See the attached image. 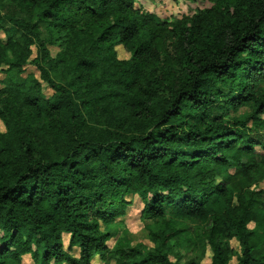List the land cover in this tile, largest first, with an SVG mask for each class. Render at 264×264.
<instances>
[{"label":"trees","instance_id":"obj_1","mask_svg":"<svg viewBox=\"0 0 264 264\" xmlns=\"http://www.w3.org/2000/svg\"><path fill=\"white\" fill-rule=\"evenodd\" d=\"M187 1L0 0V264H264V0Z\"/></svg>","mask_w":264,"mask_h":264},{"label":"rangeland","instance_id":"obj_2","mask_svg":"<svg viewBox=\"0 0 264 264\" xmlns=\"http://www.w3.org/2000/svg\"><path fill=\"white\" fill-rule=\"evenodd\" d=\"M209 6L208 2H196V1H187V0H137L136 9L142 8L145 12H153L157 14L162 19H182L185 16H192L198 10H202ZM0 36L5 39L3 33H0ZM49 48L50 55L55 58L59 52L60 48L47 45ZM34 57L37 54V48H32ZM115 51L120 60H129L131 55L126 52V50L122 46H118L115 48ZM35 67H28L27 72L33 73L38 79H40V75L35 70ZM1 73V71H0ZM22 79H26L27 75L21 76ZM6 77L2 74L0 75V80H5ZM2 82V81H0ZM44 95L47 99L51 98L54 94V91L50 89V87L43 83ZM3 86L0 85V88ZM6 132L5 124L0 120V133ZM258 154L262 155L264 151L261 149H257ZM233 172V171H232ZM261 187L264 189V181L261 183ZM129 199V197H128ZM131 207L127 210V216L123 219H118L115 223L121 224L122 227L118 232V239L127 238L130 239L134 244H144L148 248H151L152 245L149 242L148 230L153 227L154 224L152 221H143L141 212L143 209V202L140 197H134L132 199ZM67 241V239H66ZM116 242V239H113L108 242V246L112 247ZM231 246L235 249L239 250V245L236 241L231 242ZM210 255V252H209ZM208 255V256H209ZM173 262H175V258H171ZM23 264H33L32 261L27 257L24 259ZM95 264H99L96 262ZM204 264H211L210 257H207L204 260ZM232 264H237V260L234 259Z\"/></svg>","mask_w":264,"mask_h":264},{"label":"crops","instance_id":"obj_3","mask_svg":"<svg viewBox=\"0 0 264 264\" xmlns=\"http://www.w3.org/2000/svg\"><path fill=\"white\" fill-rule=\"evenodd\" d=\"M0 75H2V73H0ZM0 81H2V80H0ZM66 245H67V244H66ZM71 253H72L74 256L78 257V255H79V249L75 247V248L72 249Z\"/></svg>","mask_w":264,"mask_h":264}]
</instances>
